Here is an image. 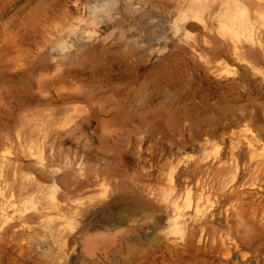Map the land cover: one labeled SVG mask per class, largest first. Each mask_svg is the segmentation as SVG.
Segmentation results:
<instances>
[{
  "label": "rangeland",
  "instance_id": "obj_1",
  "mask_svg": "<svg viewBox=\"0 0 264 264\" xmlns=\"http://www.w3.org/2000/svg\"><path fill=\"white\" fill-rule=\"evenodd\" d=\"M0 264H264V0H0Z\"/></svg>",
  "mask_w": 264,
  "mask_h": 264
},
{
  "label": "bare ground",
  "instance_id": "obj_2",
  "mask_svg": "<svg viewBox=\"0 0 264 264\" xmlns=\"http://www.w3.org/2000/svg\"><path fill=\"white\" fill-rule=\"evenodd\" d=\"M54 198V197H53ZM176 222H178V221H176Z\"/></svg>",
  "mask_w": 264,
  "mask_h": 264
}]
</instances>
